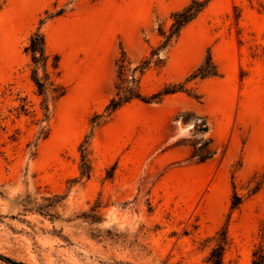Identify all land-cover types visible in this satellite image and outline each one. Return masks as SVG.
I'll return each instance as SVG.
<instances>
[{
  "label": "rangeland",
  "instance_id": "rangeland-1",
  "mask_svg": "<svg viewBox=\"0 0 264 264\" xmlns=\"http://www.w3.org/2000/svg\"><path fill=\"white\" fill-rule=\"evenodd\" d=\"M191 1L0 0V264H203L223 230L222 264L264 251V0H196L163 46ZM39 25L65 89L47 111ZM121 54L125 85L179 90L96 126ZM208 55L218 74L190 79Z\"/></svg>",
  "mask_w": 264,
  "mask_h": 264
},
{
  "label": "trees",
  "instance_id": "trees-1",
  "mask_svg": "<svg viewBox=\"0 0 264 264\" xmlns=\"http://www.w3.org/2000/svg\"><path fill=\"white\" fill-rule=\"evenodd\" d=\"M204 5L205 4L200 1L192 0L182 10L173 13L172 14L173 22L170 26L169 33L167 35H164L165 40L163 46H165L173 36H176L179 30L186 23L192 20L196 16V14L204 7ZM25 52H27L30 55V61L31 64L33 65L31 79L37 89L38 94L43 97L42 99L43 110L47 111L48 110L47 93L48 92L53 93L54 97L52 98V101H55L65 93V89L60 84L55 83V79L54 78L52 79L51 74L47 71V64L49 59L51 58V55L47 53L44 35L40 30V25L30 35L28 45L25 47ZM155 54L156 53L154 51L151 52V56ZM207 59H208V63L211 66L210 69H207L205 65H200L197 68V70L193 74H191L190 79L196 77L204 78L207 76H215L218 74L215 65L211 63V58L209 55ZM58 61H59L58 55L56 54L52 55V61L50 63V66L52 67V72L55 75H58L59 73ZM124 61H125L124 55L121 54V56L118 59V72H117V83L115 84V89H116L115 95L109 100L108 104L105 106L103 110L104 114L94 116V118L98 119V122L95 123L96 126L99 125L103 120L109 118L120 107H122L123 105H125L126 103L130 102L133 99H140L145 102H151L153 100H159L166 94L174 93L175 91L179 90L173 88L174 85L172 87L167 86L150 96H144L140 91L138 78L132 76L130 85L129 86L125 85L126 78L124 76V67H125ZM148 63L149 61L145 60L141 65L137 66L136 68L139 67V72L141 73L147 67ZM39 66L42 68L44 72L42 77L38 76L37 71ZM100 118H104V119H100ZM87 138L88 136L86 135L79 146V149L81 151V175H86V176H88L90 172V163H89V159H87L86 152L84 151V149H82L83 148L82 146L87 141ZM83 168H86V170ZM235 199L238 200V197H235ZM235 204H237V202H234L232 206H235ZM225 244H226V235H225V231L223 230L222 237L217 242L216 246H214L211 249L208 257L205 259L203 264H222ZM1 258H3L5 261L11 264H21L12 261L11 259H8L6 257H1ZM251 264H264V251L261 248H256L253 250Z\"/></svg>",
  "mask_w": 264,
  "mask_h": 264
}]
</instances>
